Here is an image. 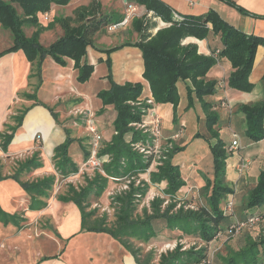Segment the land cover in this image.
<instances>
[{
    "label": "trees",
    "instance_id": "trees-1",
    "mask_svg": "<svg viewBox=\"0 0 264 264\" xmlns=\"http://www.w3.org/2000/svg\"><path fill=\"white\" fill-rule=\"evenodd\" d=\"M72 0H0V25L9 30L13 37V44L10 48L0 52V58L8 53L22 50L28 60L37 66L38 74H41L42 65L47 57H51L61 66L67 64L66 59H71L78 70V82L86 83L94 72V66L87 59V48L93 44V36L105 27H111L121 23L125 16L114 13L102 14L101 4L92 2L75 11V17L54 18L53 23L47 27L59 23L64 31L62 37L45 47L40 42V31L35 32L32 37H27L23 27L26 23L38 26L39 18L49 16L52 5L67 6ZM235 6L240 11L247 13L237 7L230 0H224ZM129 5L144 6L146 12H153L169 27L159 30L154 36L144 34V20L148 14L140 18H133V27L141 34V40L125 45H134L141 49L144 59L143 78L148 82L152 94V103L142 100L144 85L141 82H127L123 85L113 84L109 90L101 91L98 98L103 103L100 111L102 114L107 106H112L116 112L113 122L115 135L112 140L103 143L99 156H108L109 162L104 164V172L113 178H130L131 174L145 172L155 159L156 141L148 132L147 128L139 126L147 123L145 121L148 112L155 104H171L176 118L177 108L180 103L178 82L189 80L193 89L189 88V99L194 94L201 103L205 113V122L196 134V138H202L208 144L213 156L214 180L205 174L201 176L205 180L206 201L198 208H181L173 212L177 205L176 197L180 190L186 185L184 176L179 165L174 164V153L165 154L152 172L150 179L152 183L167 184L165 193L171 197L173 203L166 213L161 214L159 210L160 201L152 202L153 212L145 220L134 221L129 211L133 209L132 202L137 195L144 196L147 192L146 183L143 187L134 188L125 192V197H117L124 200L122 214L118 215V225L115 229L107 228L104 220L93 226H89V219L94 216L93 211H86L88 199L92 194L98 195L106 185V178L100 174L88 182L84 187L68 185L66 194L59 196L63 202L75 203L82 215V230L89 232L108 233L115 240L120 242L133 255L136 254L123 240L124 237H141L148 242L156 236L152 225L154 220H163L166 223L167 231H177L181 237L192 236L198 239L202 245L182 250V245L177 246L173 251L161 255L159 264H211L210 250L208 245L213 243L220 235L233 234L240 224H247L249 220H264V172H261L256 184L250 190L248 197L240 208L243 219L241 222H234V211H228V205L235 200V193L238 182L244 178L243 173L235 182V187L228 180V166L234 152L220 135L221 117L215 108L225 103L224 98L212 102L210 98L217 96L221 82L210 80L207 75L214 67L219 58H225L232 66L233 71L228 78V86L240 92H251L254 84L250 82V74L253 69L256 51L259 46H264V37L248 35L220 17L214 11L199 16L180 17L174 15L171 7L162 0H127ZM14 4L22 9L24 18L18 15ZM211 36H219L222 42V49L213 51L212 55L199 54L196 44L183 45L187 37H194L199 40L208 39ZM112 50H108L111 52ZM109 61V60H108ZM30 99H36V93L26 94ZM39 105L41 102L35 100ZM29 108L19 116H16V126H9L10 134L2 135V148L6 149L12 141L14 134L21 127L23 119ZM238 112L242 113L246 121L245 136L252 142L257 143L264 140V101L241 105ZM176 134L181 133V127L175 126ZM203 133V134H202ZM73 140H67L55 149V167L59 175L66 178L71 174L79 172V166L69 156V148ZM142 146L149 154L139 151ZM170 150V149H168ZM181 151L180 149H178ZM34 154L32 158L20 163L17 170L18 175L13 178L19 182L24 190L32 198V206H46V203L39 197H48L49 191L55 183V176H48L32 182H21L19 174L25 171L41 167V162ZM240 160L238 164H242ZM129 176V177H128ZM134 183V182H132ZM138 199V198H137ZM131 202V203H130ZM224 203V206H222ZM131 205V207H130ZM124 209V210H123ZM16 216L3 214L0 210V220L4 222L15 221ZM240 221V220H239ZM234 235V234H233ZM137 264H150L152 257L148 255L144 260L134 256ZM225 264H264V238L260 242L252 241L243 250L229 255L225 258Z\"/></svg>",
    "mask_w": 264,
    "mask_h": 264
},
{
    "label": "crops",
    "instance_id": "crops-1",
    "mask_svg": "<svg viewBox=\"0 0 264 264\" xmlns=\"http://www.w3.org/2000/svg\"><path fill=\"white\" fill-rule=\"evenodd\" d=\"M162 1L171 7L174 15L199 16L214 10L241 32L264 37V0H230L247 13L224 0ZM92 2L101 4L102 0H72L67 6L53 4L47 23L51 24L54 18L58 17H72V12ZM113 3L118 6L121 3L128 4L125 0ZM62 8L70 9L62 12ZM138 9L140 14L146 11L144 6H138ZM62 13L65 15L62 16ZM109 13L113 11L107 14ZM147 17H153L154 28L151 32L145 30L146 36H154L159 30L169 27V23L155 17L153 12ZM48 25L46 24V27ZM48 28L40 35V42L45 47L50 46L64 34L59 23ZM121 30L125 29L121 28L117 30V34L101 36L102 38L97 36L99 32L94 34L93 44L87 48L86 55L87 61L94 66V72L86 83L78 82V70L71 59H66L67 64L61 66L51 57H47L39 75L37 66L28 60L22 50L0 58V131L4 129L10 110L20 100L22 94L26 99L21 102L29 108L8 147L2 148L0 142V156L12 159L24 157L27 160L39 150L41 151L39 159L43 167L50 159L53 162L55 149L70 137L73 142L69 148V156L73 162L81 164L87 154L85 144L88 142L87 137L90 136L84 121H81V124L74 115L83 113L85 116L89 113L94 114L95 119L97 118L104 143L112 140L116 133L113 127L116 112L112 106H107L105 111L100 113L103 103L98 98L99 92L109 90L113 84L141 82L144 85L142 100L148 101L152 98L150 86L143 78L145 69L141 49L134 45H125L140 41L141 34L136 32V40L131 42L125 38L123 32H119ZM2 31L0 25V33ZM188 44H196L199 54L205 56L212 55L214 50L219 52L222 49L219 36H211L204 40L187 37L183 45ZM232 71L231 64L225 58H219L207 77L221 82L218 95L210 98L211 101L225 99L223 106L215 108L222 121L221 137L226 142L224 134H228L230 146L234 135L240 136V150L234 153L228 166V180L235 183L240 175L235 165L244 156L256 158L257 161L264 160V140L254 143L245 136V117L238 112L241 105L264 101V46H259L256 51L250 74V82L254 84L251 92H240L228 86V78ZM177 85L180 103L176 118L171 104H155L149 110L151 116L146 117L147 122L153 117L158 118L163 135L170 136L173 133L175 135L176 125L181 127L183 137L190 127L191 131L185 139H192L204 125L205 113L194 94L191 96L192 101L189 99L188 90L193 89L191 82L180 80ZM34 93L36 99L26 96ZM35 100L41 104L37 105ZM195 141H199L198 145L200 143L202 146L206 145L202 138H195ZM53 174L57 175L56 172ZM14 175L0 174V210L3 214L17 218L13 222L0 220V264H137L132 254L110 235L82 230L81 211L75 203L57 200L49 202L40 198L46 206L33 207L32 198L13 178ZM258 175L259 172L254 177V185ZM32 177L26 176L33 181ZM248 178L249 176L244 175L238 182V188L244 189ZM34 223L44 226L42 231L38 233L35 231V235L30 228Z\"/></svg>",
    "mask_w": 264,
    "mask_h": 264
},
{
    "label": "rangeland",
    "instance_id": "rangeland-1",
    "mask_svg": "<svg viewBox=\"0 0 264 264\" xmlns=\"http://www.w3.org/2000/svg\"><path fill=\"white\" fill-rule=\"evenodd\" d=\"M113 1H117V0H102L101 13L107 14L108 12L113 11V13L116 12L117 14L124 15L126 17L128 10L130 8V5L121 3V5L119 4L118 6L114 4ZM14 6L17 9L18 15L21 18H24V14L20 6L17 4H14ZM136 7H137V12L131 14L129 22L126 25L119 27L116 30H111V31H109L108 27H105L103 28L102 31L97 33L98 34L97 36L101 37V36L115 35L118 33L117 30L124 28L125 30H121L119 32H123L125 34V38L128 41H131V42L135 41L136 40L135 39L136 30L133 27V18L135 17L140 18L142 15L149 14L146 11L143 14H140L138 6ZM69 9L70 8H62L61 10L62 12H67L69 11ZM61 15L63 16L65 14L62 13ZM72 15H73L72 17L74 18L76 16L75 12H72ZM58 18H63V17H58ZM65 18H69V17H65ZM48 19H49V16L45 18L40 17L39 18L40 23L38 26L26 23L23 27V30L26 36L32 37L37 31H40V35H41V33L45 29L48 28L46 27V24L48 25L50 23V22L47 23ZM152 22H153V17L145 18L144 28L146 31L147 30L148 31L150 30V32L153 31L154 26H152ZM55 25L53 24L49 27L51 28V27H54ZM0 34H1L0 52H2L12 46L13 37H12L11 32L4 28ZM44 43H46L45 40H44ZM23 99H26V98L22 94L20 96V100H18L14 108L10 110V113L4 125V129L0 131L1 132L0 142H2V138H1L2 135L10 134L9 126L17 125V122L15 120L16 116L18 115L20 116L22 112H24L25 109L28 108L26 107L24 103L21 102V100ZM19 101H20V104H19ZM74 116L78 117V120L80 123L81 121H84L85 125H86V120L90 118L89 115L85 116L84 113L77 114ZM147 116H151V112H148ZM156 119L158 120V118L153 117L151 121L148 120V125L147 127H145L148 129V132H151V135L156 141L157 149L154 152L155 159L152 162L148 170H146L145 172H140V173L138 172L136 174H131V177L129 179L127 177L125 179L124 178H113V177H109L108 175H106V173L104 172V164L109 162L108 156H103V157L99 156L102 162L101 167L96 168V167L89 165L88 162H89V157H90V152H91L92 137L88 129H87L88 130L87 133H89L90 137H87L88 142L85 144L87 154L83 162L78 165L79 166L78 173L71 174L68 177L64 178L58 174L56 167L55 168L53 167L55 166V160L53 159V162H52L50 159L49 161H47L48 163L45 166L41 168L39 167V168L33 169L31 171H25L19 174L18 178L21 182H27V181L32 182V179L26 178L27 175L33 176L32 177L34 178L33 181L42 179L48 176H55L56 177L55 183L52 189L49 191V196L47 198L39 197V199L43 198V199L48 200L49 202H55L56 200L61 201L59 199V196L67 193L69 184H72L77 188L84 187L88 184L89 181H91L96 176H98V174H100L103 178H106L107 181H106L105 188L103 190H99L98 195L92 194L88 199V207L86 208V211L94 212V216L89 219L88 225L93 226L95 223L99 224L104 220L105 227L115 229L117 226H119L118 225V215L122 214L123 212L122 205L125 202L124 200H118L117 197L124 198L125 192H128L131 190L130 185L134 186V188H138V187H143L145 185L143 183H146L147 188H148L144 196L140 198V196L137 195L138 199L135 198V200H133L132 202L133 209L129 211V213L131 215V219H133L134 221L136 220L141 221V219L145 220L147 216L152 214L153 212L152 202L157 201V200L160 201L159 210L161 214L166 213L169 210L168 208L173 203L174 200H172L171 197H168V195L165 193V190L167 189V184L165 182L158 183V184L152 183L150 179V176H151L150 174L157 170V166L159 165L161 160L165 158V154H168L171 152V153H174V157L172 160L174 164L180 166L182 174L184 176V180L186 182V185L178 193V196L176 197L177 205L172 210L173 212H177L181 208L180 206H184L185 209L198 208L202 204H205L206 196H207L206 190L203 189L205 186V180L201 176V174H205L208 177H210L212 180H214V170H213L214 162H213V156L210 152L209 146L208 144L202 146L201 143L198 145L199 141H195V138H196L195 136L192 139L189 138L186 140L185 138H188L187 135L191 131L190 127L186 130L185 137H183V132H181L179 135L176 133L175 135L173 133L171 136L170 134L163 135L161 126L159 125L160 122L159 120L158 122H156ZM146 120L147 118L145 119V121ZM93 121L98 128V132L102 136L101 129L98 126L99 124H98L97 118L94 119ZM139 127L144 129L143 126H139ZM202 130H204V128H202ZM224 138L226 140V143L230 144L231 140H230L229 135L224 134ZM239 139H240V136H239ZM102 141H103V136H102ZM103 143H101V148L103 147L102 145ZM137 148L139 149L141 153H144V154H147V152L149 154L150 152L147 150L149 148L145 149V152L141 151V149H143L144 147L138 146ZM178 149H180L181 151H179ZM239 150L240 148L234 153H237ZM39 152L41 151L38 150L37 152H35L36 154H38L37 156L38 158H40ZM25 160L26 159L24 157L12 159V158H5L3 156H0L1 176H4V175L11 176L14 174L18 175L17 170L19 169L20 163L24 162ZM242 160L245 165L244 175L247 177L249 176L248 178L249 181L246 183V186L244 189L239 188V190L236 191L234 195L235 201L231 205V208H233V211L235 214V217H233V221L238 222V223L241 222L243 219L240 208L242 207V205L244 204V201L248 197L250 190L254 187V177L256 176L258 172L259 174L261 172H264V160L257 161L256 158L255 159L253 157L250 158V156L248 155L244 156ZM235 169L237 171V167ZM49 172H52V173L47 175ZM53 172H56L57 175L53 174ZM229 183H231L232 186L235 187L234 182L229 181ZM222 206H224V203ZM229 212L231 211L229 210ZM152 225L156 231V236L151 238L148 242L144 241L141 237H138V236L123 238V240L127 243V245L134 252H136L135 255L136 256L139 255V258L141 260H144L146 257H148V255H150L152 257L150 264H159L161 260V255L169 251H173L174 249L177 248L178 244L182 245L181 251L188 250L192 246H196V245L200 246L203 244L198 239L192 236L181 237V235L178 234L177 231H170V230L167 231L168 228L165 226L166 223L163 220H154L152 222ZM30 228H32L33 235H35L34 234L35 231H37V233L39 231H42L44 226L34 223L33 225L30 226ZM105 234H108V233H105ZM233 234L228 233L225 235H220L213 243L208 245V249L210 250V255H209L210 262H212L211 264H225L224 260L225 258H228L229 255L231 256L235 254L236 252L243 250L252 241L260 242L264 238V220L263 221L260 220L257 222L244 224V225L240 224V226L236 228V232H233ZM118 243L120 244V242ZM135 255L132 254L133 257Z\"/></svg>",
    "mask_w": 264,
    "mask_h": 264
},
{
    "label": "built area",
    "instance_id": "built-area-1",
    "mask_svg": "<svg viewBox=\"0 0 264 264\" xmlns=\"http://www.w3.org/2000/svg\"><path fill=\"white\" fill-rule=\"evenodd\" d=\"M136 12H137V7L133 6V5H130V8H129L128 13H127L126 17L124 18V20L121 23L117 24V25L109 27V31L116 30L117 28L126 25L129 22L131 14L132 13H136ZM45 17H48V16L46 15ZM148 103H152V100H148ZM89 116H90V118H88L86 120V126H87V129L89 130V133L91 134L92 143H91V152H90V157H89V162L88 163H89L90 166L98 168V167L102 166V162H101L100 157H99V152H100L101 143H102V136L98 132V128H97V126L95 125V123L93 121L95 119L94 114L89 113ZM156 122H158L157 119H156ZM147 125H148V122L144 123L141 126H143L145 128V127H147ZM239 148H240L239 136L235 134L234 135V140L232 141V143L230 145V151L236 152ZM141 151L145 152V148L141 149ZM147 154H148V152H147ZM236 167H237V173H239V174L244 173V171H245L244 163L238 164V165H236ZM232 204L233 203L231 202L228 205V211L229 210L232 211V209H233V208H231ZM257 221H259V220H254V219L253 220H249L247 222V224L253 223V222H257Z\"/></svg>",
    "mask_w": 264,
    "mask_h": 264
},
{
    "label": "water",
    "instance_id": "water-1",
    "mask_svg": "<svg viewBox=\"0 0 264 264\" xmlns=\"http://www.w3.org/2000/svg\"><path fill=\"white\" fill-rule=\"evenodd\" d=\"M125 2H127V0H125Z\"/></svg>",
    "mask_w": 264,
    "mask_h": 264
}]
</instances>
